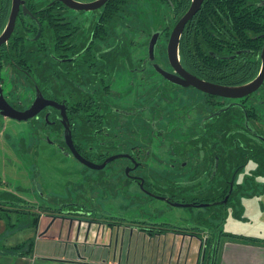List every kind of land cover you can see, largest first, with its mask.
<instances>
[{"label": "flooded vegetation", "instance_id": "flooded-vegetation-1", "mask_svg": "<svg viewBox=\"0 0 264 264\" xmlns=\"http://www.w3.org/2000/svg\"><path fill=\"white\" fill-rule=\"evenodd\" d=\"M73 1L83 4L97 0ZM111 1L98 9L85 11L71 8L65 0H18V3L0 0V94L17 112L29 110L38 96L60 107L48 105L35 117L25 121L31 126V133L23 136L17 150L23 155H39L41 144L46 142L78 162L65 138L62 121L66 117L72 145L79 155L98 167L108 159L116 158L105 168L111 166L124 172L126 182L142 187L144 196L165 198L163 201L171 206L191 205L190 209L198 211L197 220L203 217L199 216L200 213L206 215L207 209L212 206H226L239 186L247 187L249 184L253 192L261 185L259 180L264 179V79L259 88L248 96L230 98L187 86L188 80L183 78L180 71L224 88L252 84L262 76L264 70V38L257 40L264 37V30L258 33L250 22L240 20L244 8L242 4L237 6L240 10L238 15L226 10L220 20L214 21L213 36L219 39L216 49L218 57L231 61V65L233 62L235 67L242 63L238 70L228 67L225 72L240 75L245 69L244 72L252 75V79L243 84L218 85L194 75L184 67L181 57L182 41L205 0L182 32L178 51V61L182 67L180 71L169 61L168 45L173 31L191 8L193 0L188 10L178 15L175 7L169 6L165 0H155L165 5L166 24L161 31L153 30L146 35L147 39L141 45L123 39L130 25L135 27L131 9L136 0L114 5L110 9L111 16L101 21L104 9ZM245 1L254 5V0ZM261 7H264V0L256 2L255 9ZM84 14L91 16L83 19ZM12 17L13 25L8 33ZM261 19L264 23V9ZM156 34L159 35L158 42L154 57H151L149 46ZM213 52L209 50L210 54ZM244 56L249 57V61L246 57L243 61ZM158 68L184 84L170 82ZM4 75L5 80L2 79ZM8 86L10 90L7 92L5 89ZM79 92H90L92 99L84 95L86 99H83ZM88 115L92 117L88 118ZM0 117L5 118L1 112ZM85 119L94 120V133L83 138L80 137L82 127L78 124L81 125ZM189 122L191 124L184 129ZM86 130L90 132L91 125ZM211 138L220 140L219 148L210 147ZM163 149L166 150V159L159 156ZM153 164L167 170L177 169L183 178L193 177L196 182L193 187L207 186L205 193L199 192L198 196L179 200V196L183 195L176 193L182 192L176 183L158 186L164 193H154L148 179L150 175L143 174L153 171ZM250 165H254L255 169L249 171L243 184H240L239 177H244ZM217 187L222 190L221 197L213 203L203 202L204 197ZM41 198V203L53 202L43 194ZM71 203L77 204L70 202L54 208L51 205L46 207L58 209L64 215L74 214L76 211L72 210L73 207L67 206ZM78 208L83 211L82 219L58 216V212L51 213L55 217L46 215L52 221L46 226L45 233L53 228L57 219L87 222L89 229L94 226L98 231L102 227L111 232L116 230L110 221L116 218L103 215L97 218L93 211L83 210L80 205L74 207ZM133 228L145 233L148 229L138 223L117 231L125 232ZM207 238L204 236L203 240L200 239L203 248L207 246Z\"/></svg>", "mask_w": 264, "mask_h": 264}, {"label": "rangeland", "instance_id": "rangeland-1", "mask_svg": "<svg viewBox=\"0 0 264 264\" xmlns=\"http://www.w3.org/2000/svg\"><path fill=\"white\" fill-rule=\"evenodd\" d=\"M164 6L161 3H156L155 0H136L131 9L135 27L130 25L129 30L124 33V41L141 45L146 41V35H149L153 30L161 31L166 24L165 15L167 11ZM90 16L91 14H84L83 19ZM122 48H124L123 44ZM119 51H124V49H119ZM5 78V75L2 76L3 80ZM5 90L8 92L10 87H6ZM190 124V122L186 124L184 129ZM28 133H31L29 123L0 117V191L6 190L18 195L23 200H28L36 205H51L52 208L60 206L62 203L75 202L80 205L81 209L93 211L92 213L97 218L102 215L116 218L110 220L116 227V230L113 231L114 240L112 243L110 242L109 233L108 235L104 234V238H101L97 244L94 241V246L83 244L82 250L79 247L76 249L79 245L77 241L72 243L66 239V241L58 242L62 253H65V250L76 249V256L87 258L89 261L94 259V264L102 260L105 262L117 261L121 264H143L145 260L150 262L165 258L157 252L158 242L155 241L149 245L146 244L147 241L144 235L130 230L117 232V229H126L132 226L133 223L138 224L142 221L153 222L154 224L169 223L187 227L197 226V209L178 208L167 204L161 199L144 196L141 188L135 183L126 182L125 173L116 168L109 166L101 171L88 170L72 157L62 154L63 152L54 149L46 142L41 144L39 155H36V153L23 155L17 150V147L23 136ZM52 139L54 138L52 137ZM165 151L163 149L159 152L162 159H166ZM153 167V171L143 172V174L150 175L148 179L152 183L154 193L163 194L164 191L159 190L157 187L171 186V183H176L178 185L176 187L182 191L176 192L183 195L182 197L179 196V200L182 201L185 200L184 198L190 199L198 196L199 192L205 193L207 186L205 188L193 187V185H196V182L192 179L193 177H180L177 169L167 170L163 166L154 164ZM254 169V165L248 167L244 177H239L240 184H243L249 171L252 172ZM259 183L264 185V179L259 180ZM261 185H258V188L253 192H247L246 195L240 197L241 199L239 198L241 213L237 214L234 208L230 207L227 221L223 226L225 233L264 239V186ZM42 194L53 200V202L51 204L41 203L43 201ZM39 213L38 225L34 224V218H36L34 216L32 218L31 216L2 213L0 231L6 229V227H12L9 230H12L13 234L10 232L6 237L2 234L0 249L7 250L12 245L29 241L30 238L34 237L30 233L31 231L35 232V229L39 230L40 228L44 232L52 219L48 218L46 214ZM99 220L106 219L100 218ZM71 221L73 220H64L62 223L64 231L72 228L70 226ZM13 224L16 225L15 229ZM142 228H144V225H142ZM106 229L102 227L101 232L105 233ZM41 230H39V233ZM74 230L73 228L71 232L73 233ZM96 231H98L97 228H94V235ZM34 238L36 243V236ZM95 238L94 236V240ZM52 245L50 241L40 242L38 245L40 248L39 253L45 254L42 255L44 257H49L53 253V250H51ZM97 245L107 246L98 248ZM85 249H90L88 257L84 254ZM8 254L13 255V252L8 251Z\"/></svg>", "mask_w": 264, "mask_h": 264}, {"label": "trees", "instance_id": "trees-1", "mask_svg": "<svg viewBox=\"0 0 264 264\" xmlns=\"http://www.w3.org/2000/svg\"><path fill=\"white\" fill-rule=\"evenodd\" d=\"M82 2L87 1H93V0H80ZM112 0L110 3L107 4L105 7V11L102 16V20H107V17L111 16V8L114 5L124 4L126 3V0ZM191 0H165V2L174 8L175 12L178 14H184L190 5ZM256 2H261V0H254V5H250V2L248 1H240V0H205L203 8L201 12L196 16V18L193 20V23L191 25V29L188 34L184 37L182 41V49H181V57H182V63L184 67L189 69L194 73V75L198 76L199 78L215 83L218 85H227V84H243L252 79V75L249 72H244L240 75H235L234 72H225L226 69L229 67L232 70H238L240 68L241 64H230L231 61L229 60H222L218 57V51L216 50L218 47V38L216 36H213L214 32L213 29H215V22L217 20L221 19V16H223L224 11H229L230 13L234 15H238V7L240 4L244 7L241 10V21L250 22L251 25H253L258 33L263 32L264 30V23L263 19H261V15L263 12L264 7L259 8L258 10L255 9ZM228 12V13H229ZM106 33L104 32L103 35ZM264 37H259L257 40L261 41V39ZM101 39V38H100ZM102 40V39H101ZM194 44L196 45V48L192 49ZM209 50H213V54L209 53ZM248 54V52H246ZM246 56H244L243 61H245ZM247 60L249 57H246ZM249 61V60H248ZM247 71V70H246ZM81 94L83 99H86L85 97H88L89 100L92 99L91 93H84L79 92ZM85 97H84V96ZM87 106V105H85ZM86 109V108H85ZM88 109V108H87ZM86 109V110H87ZM84 110V109H83ZM89 110V109H88ZM86 113V112H85ZM90 113V111L88 112ZM93 115V114H92ZM92 115H88V118H91ZM82 127V130H80V137H89V135L94 131V120L92 119H85L83 123L80 125ZM91 125L90 132H87L88 126ZM94 133V132H93ZM211 148H219L220 140L218 138H211L210 139ZM251 185L246 186H239L233 196L230 198L229 203L224 206L223 208H211L207 209V214L200 213L199 216H203L202 218H198L196 223V227H187V226H178L175 224H169V223H149L147 221L141 222V227L144 225V227H147L146 230L147 234L150 237H155L159 235H166V234H176V235H182V236H195L199 239L204 238V236H207V246L204 248L203 251V260L200 262V264H216L217 256H218V244L220 241L226 240L227 242H233L238 244H244V245H259L264 244L263 239L255 238V237H249L244 235H237V234H229L225 233L222 230L223 225L225 224L228 216V210L230 207H233L235 212L241 213L239 204H240V197L243 195H246L247 192H250L252 189H250ZM222 190L218 187L216 189H213L207 194L203 202H216L221 196ZM240 198V199H239ZM67 206L73 207L72 210L76 211L74 214H67L64 215L59 210H52L49 209V207L46 206H38L34 205L30 202L24 201L21 198H19L16 194L9 192V191H0V220H1V214L2 213H13V214H19L24 216H31L34 218V224L38 225L40 213L43 214H51V213H57L56 215L62 216V217H69V218H78L82 219L84 214H82V210L74 209V207H78L77 204H67ZM217 207V206H216ZM35 212H38L39 214H35ZM53 214V215H55ZM52 215V214H51ZM52 217H55L53 216ZM136 224V223H133ZM34 243H31L28 245L29 248H20L19 255L24 254V249L26 250V253H30L32 250ZM22 256V255H21Z\"/></svg>", "mask_w": 264, "mask_h": 264}, {"label": "crops", "instance_id": "crops-1", "mask_svg": "<svg viewBox=\"0 0 264 264\" xmlns=\"http://www.w3.org/2000/svg\"><path fill=\"white\" fill-rule=\"evenodd\" d=\"M50 222L51 221H49V223ZM63 222L64 220L57 219L55 225L48 233H45V231L43 232L40 228H39V230H41L40 233L38 229H35L36 230L35 232L31 231L30 229L31 231L30 235H33L34 237L36 236L38 245L40 242L43 241H50L51 245L53 244V242H55L54 245H52L53 248L51 249L53 250V253L49 257H44L42 255L45 254L39 253L40 248L38 247V245L36 246L37 242L35 243L36 240L32 236L33 238H30L29 241L27 240L26 242L14 246L12 245L10 246L11 248L8 247L7 250L0 249V253H2L0 254V264H94V259H92V261H89L87 260V258L84 257L79 258V256H76L75 255L76 249L79 247L82 250L83 244L85 246H94V241L96 242L95 244H97L101 238H104L103 235L104 234L108 235V233L110 236V242L112 243V241L114 240L113 237L114 233L109 231L108 229H106L105 233L101 231H96L94 235V226H92L89 229L87 222H83V221L80 222L75 220L73 221V224L72 223L70 224L72 228H70V230L66 229L64 231L62 229ZM16 225H18V223H16ZM16 225L13 224L14 229ZM73 228L75 230L72 233L71 230ZM9 229H12V227H6V229L0 231V241H2V234L6 237V235H8L10 232L12 233V230ZM128 230L137 234L144 235V238L147 241L146 244L150 245L153 242L157 241L158 242L157 252H159V254L163 256V258L165 257L164 259L162 258L156 259L150 262L145 260L143 264H200L202 260L204 248H203L202 240L200 239L193 238L191 236H182L176 234L150 237L147 233L142 232L139 229L133 228ZM94 236L96 237L95 240H94ZM257 238L263 239L260 237ZM66 239H68V241L72 243L74 241H77L79 245H77L76 249H73L71 251L65 250V253L64 252L62 253V249L58 244L61 241H66ZM117 239L119 240V238ZM31 243H34L31 252L26 253V250L24 249L23 252L25 253L21 254L22 256L19 255L18 250L20 248H25V247L29 248L28 245H30ZM106 246L107 245L98 246V248L99 247L102 248ZM217 248H218V256H217L216 264H264V244L244 245L233 242H227L226 240L222 239L218 244ZM58 250L61 251L57 252ZM8 251H12L13 255L8 254ZM89 252L90 249H85L84 250L85 256L88 257ZM95 264H121V262H117V261L105 262L102 260Z\"/></svg>", "mask_w": 264, "mask_h": 264}, {"label": "water", "instance_id": "water-1", "mask_svg": "<svg viewBox=\"0 0 264 264\" xmlns=\"http://www.w3.org/2000/svg\"><path fill=\"white\" fill-rule=\"evenodd\" d=\"M108 1L109 0H97V1H94V3L78 4V3L74 2L73 0H65L67 5L70 6L71 8H74L77 10H85V11L98 9L101 6L105 5ZM14 3H18V0H14ZM202 4H203V0H193V4H192L191 8L186 13V15L182 18V20L179 22L178 26L175 28V30L172 33V36H171V39H170V42L168 45V55H169V61H170L171 65L175 69H177L178 71L182 70V67L178 61V59H179V56H178L179 43H180V38H181L182 32L184 30L186 23L200 10ZM12 25H13V17H12L11 22L9 24V27L7 29L8 33H9L10 29L12 28ZM158 37H159L158 34L154 35L152 38V41L150 42L149 51H150V54L152 55L151 57H154L155 47H156L157 42H158ZM1 40H3V38ZM263 60H264V54H263ZM158 70L161 72L163 77H165L170 82H172L174 84H184L183 81L178 80L172 74L167 73V72L161 70L160 68H158ZM180 73L183 74L184 79L188 80L187 86L192 85L204 93H209V94H213V95H217V96H223V95L225 96L226 95L230 98H242V97L248 96L249 94L253 93L254 91H256L259 88L260 84L262 83V81L264 79V75H263L264 70H263L262 76L258 80L254 81L252 84L231 89V88H224V87L212 85V84H209L207 82L201 81L192 75H188L186 72H185L186 74H184L181 71H180ZM48 105L58 107V106L54 105V103L46 102L42 96H38L35 103L33 104V106L29 110H27L25 112H17L5 101L2 93L0 94V112H1V115L4 116L5 118L13 119V120H16L19 122H25V121H28L29 119L35 117L38 113H40V111L43 108H45ZM58 108H60V107H58ZM63 116H65L64 111H63ZM62 123L65 126V130H66L65 131L66 132L65 138L67 140V143L69 145H71V147H72L71 149L73 151L72 153L74 154L76 160H78L79 163L83 164L84 166H86L90 169H93L95 171H99V170H103L111 161L116 159V158L108 159L106 161V163L100 167L89 162L88 160L83 158L81 155H79L75 151V149L72 145V136L70 133L69 126L67 124L66 117H64ZM141 190H142V187H141ZM154 198L166 200L165 198H161V197H155L154 196ZM226 201H227V199H226ZM174 206L181 207V208L192 207L191 205H183V204H175Z\"/></svg>", "mask_w": 264, "mask_h": 264}]
</instances>
